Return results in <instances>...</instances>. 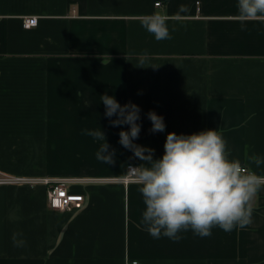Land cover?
<instances>
[{"label":"crops","instance_id":"0c3cea01","mask_svg":"<svg viewBox=\"0 0 264 264\" xmlns=\"http://www.w3.org/2000/svg\"><path fill=\"white\" fill-rule=\"evenodd\" d=\"M153 12L168 16L171 39L141 26ZM33 15L38 25L25 27ZM104 94L140 107L134 142L154 158L169 132L214 129L231 159L264 175L247 160L264 158V21L242 27L236 0H0V172L81 179L69 189L85 197L59 210L46 185H0V264H264V189L243 229L179 241L148 233L139 185L121 180L144 162L119 143L130 126H111ZM149 111L163 132L149 131ZM100 128L115 152L108 165L96 159L104 141L87 135Z\"/></svg>","mask_w":264,"mask_h":264},{"label":"clouds","instance_id":"9594fccd","mask_svg":"<svg viewBox=\"0 0 264 264\" xmlns=\"http://www.w3.org/2000/svg\"><path fill=\"white\" fill-rule=\"evenodd\" d=\"M187 11L186 5L178 9V13ZM236 12L242 27L247 21H264V0H236ZM140 24L157 41L172 38L166 14L143 15ZM145 60L146 54L139 63L143 65ZM101 102L111 126H130L129 130L119 132V143L144 162L129 165L126 175L139 185L145 205L142 223L153 238L164 236L179 241L180 233L188 230L202 238L210 237L215 227L231 232L252 223L255 199L264 189V175L257 174L239 159H231L226 141L217 130L190 135L169 132L162 156L154 158V149L134 142L141 132L140 107L131 101L121 105L108 94L101 96ZM147 118L152 125L150 132L165 130L163 116L149 111ZM87 135L104 141L96 152V159L107 165L114 163L115 152L109 151L101 128ZM247 160L257 167L264 163V158L255 153ZM22 235L12 234L14 247L25 245Z\"/></svg>","mask_w":264,"mask_h":264},{"label":"built area","instance_id":"2783aa9c","mask_svg":"<svg viewBox=\"0 0 264 264\" xmlns=\"http://www.w3.org/2000/svg\"><path fill=\"white\" fill-rule=\"evenodd\" d=\"M160 5V2L157 3ZM39 22L38 16H29L24 19V26L27 28L37 26ZM131 166H137L129 164ZM127 166V170L129 168ZM126 184L133 182L134 180L125 176L121 178ZM82 181L77 178H51V177H26V176H15L0 172V185H29L34 187L39 184L47 186V196L50 207L59 210L71 209L72 207H80L85 201V197L81 193L71 192L69 185L71 183ZM63 194V195H62ZM127 264H140L138 260L129 261Z\"/></svg>","mask_w":264,"mask_h":264},{"label":"snow or ice","instance_id":"6c2138e0","mask_svg":"<svg viewBox=\"0 0 264 264\" xmlns=\"http://www.w3.org/2000/svg\"><path fill=\"white\" fill-rule=\"evenodd\" d=\"M63 195V194H62Z\"/></svg>","mask_w":264,"mask_h":264}]
</instances>
